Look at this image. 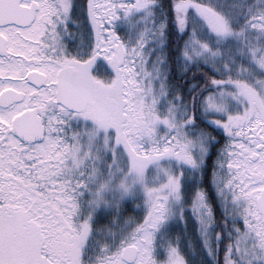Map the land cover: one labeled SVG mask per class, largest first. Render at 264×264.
Returning a JSON list of instances; mask_svg holds the SVG:
<instances>
[{
  "label": "snow or ice",
  "instance_id": "1",
  "mask_svg": "<svg viewBox=\"0 0 264 264\" xmlns=\"http://www.w3.org/2000/svg\"><path fill=\"white\" fill-rule=\"evenodd\" d=\"M0 264H264V0H0Z\"/></svg>",
  "mask_w": 264,
  "mask_h": 264
}]
</instances>
